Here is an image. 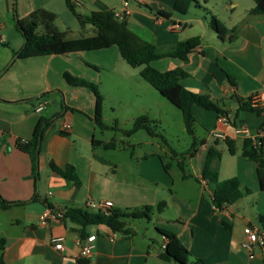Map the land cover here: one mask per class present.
<instances>
[{
    "label": "crops",
    "instance_id": "obj_1",
    "mask_svg": "<svg viewBox=\"0 0 264 264\" xmlns=\"http://www.w3.org/2000/svg\"><path fill=\"white\" fill-rule=\"evenodd\" d=\"M71 2L75 12L82 16L97 10L122 12L130 30L162 50L180 40L200 38V44L188 54L186 61L162 57L150 63L159 71L176 67L185 70L188 76L177 85L159 91L142 78L135 80L133 85L138 95L145 93L133 107L137 116L146 115L157 123L150 114L161 113L162 100L181 112L189 92H193L208 95L226 110L230 119L237 117L236 124L230 121L222 124L215 111L193 105L195 122L203 126L206 137L200 140L193 155L189 154L188 162L178 158L166 162L157 150L137 157L134 144L127 145V149H132L131 154L124 153L127 150L124 146L107 149L93 144V140H111L102 135L108 129H99L93 120L95 94L86 86L68 84L63 73L96 81L97 67L102 65L112 71L118 65L129 74V69L118 60L117 63L103 60L115 58L112 48L117 46L99 49L106 52L103 55H93L89 52L95 50H89L15 58L14 53L24 44L23 36L15 28V18L44 8L57 15L56 26L61 31L77 33L80 25L65 0H15V5L13 0H0L3 39L0 42V195L9 202L27 201L0 208V237L5 238L0 264H180L159 258L166 241L156 228L173 232L189 251L187 260L192 264H264L263 246L255 243L250 251L241 246L245 225L264 233L258 220L259 215L264 217V177L258 176L257 164L241 154L242 141L255 138L264 161V117L256 111L238 109L239 100L264 90V16L249 12L254 1L194 0L184 13L173 9L175 0ZM160 11L170 15H158ZM212 15L226 27L223 37L210 27ZM84 29L91 30V26L87 24ZM34 98L36 101L30 102ZM48 106L50 109L44 114ZM41 116L49 122L41 139L38 175L34 178L30 156L17 143L31 137ZM102 119L108 125L103 113ZM64 122L69 123L68 129H63ZM240 127L247 133L236 132ZM217 131L233 141L234 154L223 146V138L213 136ZM147 143L159 149L166 144L163 140ZM209 146L220 152L211 159L209 168L220 179L236 177L242 188L251 190L221 210L213 205L211 189L201 176ZM113 152H122L116 154L124 153L125 157ZM51 162L60 168L71 165L78 184L53 171ZM163 163L168 165L167 170ZM172 166L178 172L174 173ZM90 200L111 201L113 208L119 209L155 207L164 201L163 209L153 211L151 219L146 220L153 223L160 236V249H153L151 242L155 240L148 231L120 233L111 241L109 236L113 231L100 224L85 228L87 235H96L95 246L89 257H79L75 240L80 236V227L65 218L45 220L42 213L46 208L57 211L84 208ZM58 236L63 237L62 250L55 249L51 242Z\"/></svg>",
    "mask_w": 264,
    "mask_h": 264
},
{
    "label": "trees",
    "instance_id": "obj_2",
    "mask_svg": "<svg viewBox=\"0 0 264 264\" xmlns=\"http://www.w3.org/2000/svg\"><path fill=\"white\" fill-rule=\"evenodd\" d=\"M194 0H175L173 9L184 13ZM254 7L249 10L250 13L260 14L264 16V0H253ZM13 0V5H15ZM67 8L76 16L80 30L77 33L71 30L61 31L56 26L57 15L44 8H37L32 10L23 18H15V28L23 36V46L14 53L15 58H27L39 55L50 54H66L78 51L99 50L107 48L111 45H116L120 56L132 67H140V77L148 82L154 89L163 91L178 84V82L188 76V73L180 67L169 69L166 71H159L150 63L153 60L162 57H175L182 61L187 60V56L199 44L200 38L198 36L191 37L185 40H180L170 48L162 50L153 43L141 38L132 30H130L125 21L118 19L114 13L109 10H97L91 12L89 16H82L77 14L74 10V5L71 0H65ZM158 15L168 17L170 14L166 12H158ZM91 26V33H87L84 29L85 25ZM210 27L215 31L219 37H223L226 33V27L214 15L209 19ZM65 81L73 86H86L96 97L95 111L93 120L99 129H118L117 124L111 127L106 125L102 119V97L97 90L95 83L87 81L83 78L73 76L68 72L63 73ZM42 93L41 96L47 95ZM250 97L239 100V110H252L261 114V110L250 106ZM199 105L207 110H213L219 114L227 115L224 108L218 105L217 102L212 101L206 94H198L189 92L187 101L181 109V114L184 122L185 130L188 134L194 135L195 119L192 113L193 105ZM237 117L229 118V121L236 124ZM49 120L45 117H39L33 129L31 137L17 144L20 148L28 152L31 159L32 176L37 178L38 169V154L40 151L41 139L45 127ZM156 122L149 119L146 115L137 116L132 126L129 129L123 130L128 137L140 129H144L150 136H158L155 130ZM224 142L230 154L235 153L233 141L225 137ZM95 145H103L107 149H114L118 147L115 140L107 142L93 140ZM196 149H193L190 155H193ZM220 154L219 150L209 146L206 150L205 159L202 165L201 176L207 181L211 189V201L213 205L221 210L226 204L233 203L243 195L248 194L251 190L247 187L242 188L239 180L236 177L220 179L215 170L209 168L211 159ZM241 154L248 160H252L257 164V174L259 177H264V161L262 157V149L259 145L254 143L250 137L242 141ZM162 159V157L160 156ZM165 170L168 165L163 163ZM179 167L181 169L182 165ZM50 168L62 175L63 177L73 180L78 184L77 176L71 165L65 168H60L53 162L50 163ZM187 175L183 172V177ZM34 199V197H33ZM27 201H6L0 195V208H8L11 205L24 204ZM165 206V202L157 203L155 207L146 205L141 208H110L107 211L93 210L88 207L77 208L68 207L64 211L65 219L77 224L80 227V237L87 236L85 228L91 225H106L113 232H119L131 235L134 230L128 225L129 219H144L150 220L153 211L160 212ZM259 223L264 230V217L258 216ZM157 232L164 238L165 245L158 256L162 260H174L180 264H186L189 251L181 244L176 235L165 229L156 228ZM5 238L0 237V249L4 247Z\"/></svg>",
    "mask_w": 264,
    "mask_h": 264
},
{
    "label": "rangeland",
    "instance_id": "obj_3",
    "mask_svg": "<svg viewBox=\"0 0 264 264\" xmlns=\"http://www.w3.org/2000/svg\"><path fill=\"white\" fill-rule=\"evenodd\" d=\"M86 32L91 33L92 31L88 29ZM112 49H114L116 57L103 60L108 63H117L116 60H118L120 64H123L129 69L130 73L127 74L126 72L121 71L118 65L116 66V69L112 71L108 70L105 66L100 65L97 67L99 71L97 80L90 81L96 84L97 90L102 97V113L106 123L109 127L113 125L114 121L118 125V129L108 128V130H104L102 132V135L105 138L115 140L120 147L124 146L126 149L127 145L134 144L133 147H135V156L137 157L140 156V154L148 153L151 150H157L166 162H173L175 158L184 159L188 162L191 151L200 145V140L202 138L206 137L205 129L196 121L194 123V135L188 134L185 130L180 110L165 100H162L163 104L160 107L161 113H149L152 118H156L158 120L155 127L158 136L155 138L150 137L144 129L136 131L130 135V137H127L124 134L123 130L129 129L133 124V117L138 115V113H135V109L133 107L139 103V99L144 98L145 93H141V96L138 95L139 91L135 88L136 86L133 85L136 83L135 80L138 81L141 79L138 74L140 67L130 66L118 54L115 46H113ZM89 53H93V55H103L106 52L95 50ZM127 79L131 82H127ZM153 91L156 95H158L155 90ZM35 101V98L30 100L32 103ZM48 109H50V106H48L43 113L47 114ZM98 135L101 137L100 132ZM162 140L166 142V144H162V149H159L153 144L147 143V141H157L158 143H161ZM223 146L225 147L226 145L223 143ZM125 151L126 152L124 153H132V149H127ZM113 153L118 157L121 155H124L125 157L124 153L116 154L122 152ZM172 169L174 173L178 172L176 166H172ZM128 221V225L133 230H138L139 232L148 231L150 236H153L155 240L151 242L153 249H160L161 239L155 231L151 221L147 222L144 219H129ZM116 233L117 236L120 235L119 232ZM186 264L192 263L190 260H187Z\"/></svg>",
    "mask_w": 264,
    "mask_h": 264
},
{
    "label": "built area",
    "instance_id": "obj_4",
    "mask_svg": "<svg viewBox=\"0 0 264 264\" xmlns=\"http://www.w3.org/2000/svg\"><path fill=\"white\" fill-rule=\"evenodd\" d=\"M125 6L127 3H124ZM125 14L128 13L127 10L124 11ZM114 16L117 17L118 19H123V13L122 12H114ZM264 41V38H263ZM0 42H3L2 37L0 36ZM250 106L261 110V115L264 117V90L252 94L249 99ZM37 110H40V107L37 108ZM218 121L222 124L227 125L229 123V117L228 115L225 114H219L218 115ZM63 129H68L70 127L69 123L64 122L62 124ZM239 131H244L247 133L243 127H240L236 130V132ZM213 136L215 138H225L224 134L221 132H214ZM255 140V138H252ZM86 206L90 209L93 210H101V211H107L108 209L113 207V204L111 201H87ZM43 219H60L64 217V211H57L53 210L51 208H46L43 213H42ZM243 234H244V240L241 242V246L250 251L252 249V245L255 243H258L259 245L264 247V233L259 232L258 230L252 228L250 225H245L243 228ZM117 233L112 232L111 235L109 236V240L113 241L116 237ZM95 240H96V235L95 234H90L85 236L84 238L82 237H77L76 238V243L79 245V251H78V256L79 257H89L94 249L95 246ZM63 237L58 236L54 237L51 239V242L53 243V247L57 250H62L63 245H62ZM164 245H162V248Z\"/></svg>",
    "mask_w": 264,
    "mask_h": 264
}]
</instances>
